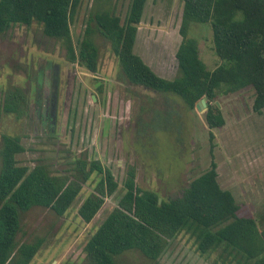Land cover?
I'll return each mask as SVG.
<instances>
[{"label": "rangeland", "instance_id": "1", "mask_svg": "<svg viewBox=\"0 0 264 264\" xmlns=\"http://www.w3.org/2000/svg\"><path fill=\"white\" fill-rule=\"evenodd\" d=\"M130 0H111L113 12L123 22ZM98 0H81L70 21L76 46L83 37L89 14ZM181 0H146L137 26L134 50L159 75L178 73L175 51L181 40ZM188 37L197 41L199 56L208 69L219 60L213 50L207 23H193ZM96 72L69 60L64 43L44 35L42 26L13 25L0 33V145L1 135H17L24 151L20 164L43 163L62 173L76 158L98 160L117 182L116 190L90 222L77 209L93 191L98 176L92 174L70 208L58 216L49 208L33 206L21 213L18 243L42 238L29 264H87L83 247L106 215L118 204L127 167H135L136 184L153 189L167 199L180 193L189 181L216 163L217 179L240 205L239 214L256 217L264 227V108L252 111L253 89L245 87L216 102L224 124L214 134L210 154L205 109H189L172 93L159 94L119 78V62L100 35ZM54 80L56 83L53 84ZM19 87L29 97L22 116L2 110L4 91ZM95 96V98H93ZM55 99H54V98ZM54 99V125L50 112ZM174 111L170 131L139 132L154 110ZM178 126V130L176 129ZM220 249L209 255L197 251L193 238L180 233L156 261L134 249L116 256L119 264H217Z\"/></svg>", "mask_w": 264, "mask_h": 264}, {"label": "trees", "instance_id": "2", "mask_svg": "<svg viewBox=\"0 0 264 264\" xmlns=\"http://www.w3.org/2000/svg\"><path fill=\"white\" fill-rule=\"evenodd\" d=\"M81 0H0V33L13 25L36 22L44 35L64 43L70 61L96 72L100 35L110 44L119 62V78L159 94L179 96L189 109L204 98V113L213 155L211 129L224 124L216 104L218 95L245 87L253 89L252 111L264 108V0H181L179 26L181 40L175 51L178 73L166 78L156 73L134 50L137 26L146 0H130L123 22L113 12L111 0H98L86 21L83 37L76 46L70 21ZM193 23H207L212 32L218 64L208 69L199 56L197 41L188 37ZM28 94L19 87L4 91L1 108L22 116ZM173 112L154 110L139 132L172 130ZM178 130V126H176ZM179 131V130H178ZM24 151L20 137L2 134L0 145V264H29L42 244V238L18 243L21 213L33 206L63 215L77 198L92 174L96 185L80 203L77 214L90 222L107 195L117 188L111 171L98 160L76 158L62 173L48 165L20 164L17 154ZM135 167L129 165L122 180V194L115 206L88 237L83 247L87 264H119L116 256L134 249L155 261L178 234L193 238L197 251L209 255L220 249L217 264H264V227L253 216L240 215V205L229 189L217 179L216 163L179 194L167 199L153 189L140 188Z\"/></svg>", "mask_w": 264, "mask_h": 264}, {"label": "flooded vegetation", "instance_id": "3", "mask_svg": "<svg viewBox=\"0 0 264 264\" xmlns=\"http://www.w3.org/2000/svg\"><path fill=\"white\" fill-rule=\"evenodd\" d=\"M56 83V80H54V82H53V84H55ZM54 98V97H53ZM55 99V98H54ZM54 99H53V101H52V109H51V111L50 112H47V110H45V115L48 117V118H50V121H51V123H50V127H51V129H53V125H54V109H53V107H54ZM156 261V260H155Z\"/></svg>", "mask_w": 264, "mask_h": 264}, {"label": "water", "instance_id": "4", "mask_svg": "<svg viewBox=\"0 0 264 264\" xmlns=\"http://www.w3.org/2000/svg\"><path fill=\"white\" fill-rule=\"evenodd\" d=\"M93 98H95V96H93ZM217 106H218V103L216 102ZM195 107L200 110L201 108H204L206 110V101L204 98L200 99L199 102L196 103ZM161 201V197L158 198V202Z\"/></svg>", "mask_w": 264, "mask_h": 264}]
</instances>
